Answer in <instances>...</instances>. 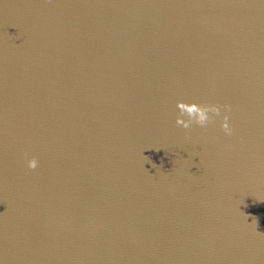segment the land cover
Returning a JSON list of instances; mask_svg holds the SVG:
<instances>
[{
    "label": "water",
    "instance_id": "water-1",
    "mask_svg": "<svg viewBox=\"0 0 264 264\" xmlns=\"http://www.w3.org/2000/svg\"><path fill=\"white\" fill-rule=\"evenodd\" d=\"M262 199L264 0H0V264H264Z\"/></svg>",
    "mask_w": 264,
    "mask_h": 264
},
{
    "label": "clouds",
    "instance_id": "clouds-1",
    "mask_svg": "<svg viewBox=\"0 0 264 264\" xmlns=\"http://www.w3.org/2000/svg\"><path fill=\"white\" fill-rule=\"evenodd\" d=\"M222 107L227 109L228 112L231 111V105L208 104L197 102L195 100H178L177 108L179 109L180 114L176 117V124L183 126V128L185 129L191 128L193 124L200 127H206L212 120V117L209 114L213 113L216 116H220ZM221 127L225 133L231 134L232 128L229 123V115L227 114V112H225V114L223 115ZM37 165L38 160L36 157H32L28 160L29 169H36ZM260 201H264V199ZM252 220L257 227L259 217L253 216Z\"/></svg>",
    "mask_w": 264,
    "mask_h": 264
}]
</instances>
